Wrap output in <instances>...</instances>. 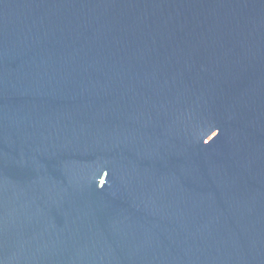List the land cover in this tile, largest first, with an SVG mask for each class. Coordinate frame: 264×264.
<instances>
[{"label": "water", "instance_id": "water-1", "mask_svg": "<svg viewBox=\"0 0 264 264\" xmlns=\"http://www.w3.org/2000/svg\"><path fill=\"white\" fill-rule=\"evenodd\" d=\"M0 264H264V0H0Z\"/></svg>", "mask_w": 264, "mask_h": 264}]
</instances>
